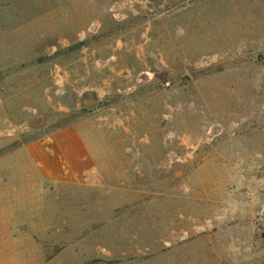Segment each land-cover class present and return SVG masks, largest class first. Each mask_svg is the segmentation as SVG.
I'll use <instances>...</instances> for the list:
<instances>
[{
    "label": "rangeland",
    "instance_id": "rangeland-1",
    "mask_svg": "<svg viewBox=\"0 0 264 264\" xmlns=\"http://www.w3.org/2000/svg\"><path fill=\"white\" fill-rule=\"evenodd\" d=\"M264 0H0V264H264Z\"/></svg>",
    "mask_w": 264,
    "mask_h": 264
},
{
    "label": "built area",
    "instance_id": "built-area-1",
    "mask_svg": "<svg viewBox=\"0 0 264 264\" xmlns=\"http://www.w3.org/2000/svg\"><path fill=\"white\" fill-rule=\"evenodd\" d=\"M260 215L262 217H264V202L262 203V206H261V213H260Z\"/></svg>",
    "mask_w": 264,
    "mask_h": 264
}]
</instances>
